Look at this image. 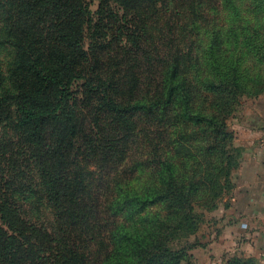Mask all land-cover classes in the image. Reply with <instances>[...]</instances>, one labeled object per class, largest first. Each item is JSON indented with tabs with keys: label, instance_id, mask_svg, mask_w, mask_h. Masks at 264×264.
Masks as SVG:
<instances>
[{
	"label": "trees",
	"instance_id": "1",
	"mask_svg": "<svg viewBox=\"0 0 264 264\" xmlns=\"http://www.w3.org/2000/svg\"><path fill=\"white\" fill-rule=\"evenodd\" d=\"M138 1L141 2L137 5ZM138 1L98 0L97 23L101 26L110 18L116 20L119 45L125 51L123 57L127 55L128 61L148 69L155 51L161 54L164 47V36L151 35L152 21L169 8L166 0ZM177 1L186 3L185 9H192L188 6L196 0ZM144 3L149 7L143 6ZM113 4L123 10L134 7L135 11H123L120 15ZM253 4L264 14V0H254ZM221 8L233 14L227 32L232 47L239 49L236 42L240 32L235 24L240 17L231 0H207V21L217 13L209 14ZM190 14L202 17L195 10H190ZM92 19L89 0H0V49L7 46L11 51L5 70L0 60V125L8 124L13 132H18L28 155L26 165L38 177H20L21 173H15L20 170L15 164L1 176L0 264H88L71 230L85 223V210L90 208L75 194L79 180L71 178L67 161L60 153L62 149L47 143L43 133L44 124L50 123L62 126L61 130L57 128L58 133L74 136L77 111L71 105V86L76 79H83L88 89L99 94L103 110L117 120H126L135 113L147 114L141 127H128L105 138L106 159L123 154L128 142L135 141L138 135L142 136L139 141L149 142L156 138L154 134L166 140L158 138L157 147L154 145L158 151L160 144L166 145L161 150L163 157L158 156L156 161L161 179L146 195L119 188L123 195L110 201L108 208L112 207V214H121L128 227L124 223L114 224L112 249L105 264H182L188 256L187 248L173 246L176 238L194 226V205L204 204L207 198L210 206L228 187L231 171L239 166V149L232 143L233 133L226 122L229 100L225 99V104L211 113L195 111L185 82L177 78L180 61L175 57L163 60L161 81L152 90L142 89L140 80L126 86L125 77L115 72L106 74L105 69L104 75L93 76L90 70H94L97 61L93 52L108 45L90 42L89 48L85 47ZM210 25L213 27L214 23ZM245 26L242 43L264 63V33H260L264 26ZM168 27L170 31L174 28ZM212 34L214 40L207 46L209 77L205 86L213 92L220 88L232 92L240 88L236 64L221 58V35L215 30ZM184 123L200 130L197 147L190 148L191 165L180 154V151L187 154L186 142L176 137ZM196 162L202 164L195 166ZM183 165L181 170H187L185 174L180 173ZM44 212L51 216L49 231L44 221L39 222ZM34 234H42V239Z\"/></svg>",
	"mask_w": 264,
	"mask_h": 264
},
{
	"label": "rangeland",
	"instance_id": "2",
	"mask_svg": "<svg viewBox=\"0 0 264 264\" xmlns=\"http://www.w3.org/2000/svg\"><path fill=\"white\" fill-rule=\"evenodd\" d=\"M231 1L237 7L240 17L235 24L237 31L240 32L236 42L239 49L235 50V47H232L233 41L227 32L228 25L233 22V14L222 8L217 9L214 14H209L211 16L217 13L215 18H208L207 21V0H196L193 5L191 3L188 7L192 9H185L187 4L184 2L166 0L169 9L166 13H160L161 16H155L150 28L152 36L158 38L164 36V47L160 49L161 54L155 51L153 64L147 69L142 64L137 65L128 61L127 55L123 57L125 51L119 45L117 36L118 22L110 18L98 26V0H89L94 19L85 36L84 45L88 48L91 43L101 45L103 42L108 45L93 52L97 61L100 59L99 66L96 61L94 70H90L93 76L97 73L104 75L102 69H105L106 74L115 72L116 75L125 77L126 86L140 80L142 89L152 90L155 84L161 81L163 60L175 57L180 61L177 78L185 82L190 104L195 111L211 113L218 106L224 105L225 99L229 100L226 106L228 113L226 122L233 133L232 143L239 149V166L231 171L228 187L210 206H207V198L204 204L194 205V226L186 231L185 235L176 238L173 246L187 248L188 256L182 264H264V179H235L237 172L242 169L240 166L245 157L246 145L243 143L246 142V137L249 138L244 135L247 133L245 129L259 127V119L262 115L264 117V63L259 61L254 53L246 50L242 43L246 31H243V28L245 25L264 26V14L253 7L254 0ZM140 2L138 1L137 5ZM142 5L149 7L148 3ZM113 8L119 11L120 15L123 11H135L134 7L123 10V7L118 9L114 4ZM143 9L140 8L141 11ZM190 10L202 13V17H192ZM208 22H213L214 26ZM170 25L174 27L171 31L168 27ZM213 30L218 31L222 38L223 45L219 49L221 58L225 61L232 60L236 64L240 88L232 92L227 88L213 92L207 90L204 83L209 77L207 46L214 40ZM260 33H264V27ZM153 43L157 44L156 40ZM9 53H11L9 47H1L0 60L3 69L10 61ZM88 63L91 67L93 57ZM141 75H146L147 79L141 78ZM71 91V105L77 111L74 136H66V132L58 133L62 126L55 127L50 123L44 124L43 133L47 143L54 144L59 150L62 149L60 153L67 161L71 178L79 180L75 194L82 197L90 208L89 211L85 210L87 215L84 217L85 223L72 229L71 236L81 247L88 264H105L112 249L110 237L114 224L124 223L128 227V223L122 221L121 214L118 216L112 214V207L108 208L110 201L113 197L123 195L119 188L130 193L146 195L157 179H161L156 161L158 156L163 157L161 150H164L166 145L160 144V151L155 150L154 145L157 147L158 138L164 142L166 140L154 134L156 138L149 142L139 141L142 136L138 135L135 141L130 144L128 142L123 154L106 159L105 138L128 127H141L146 123L147 114L135 113L126 120L115 119L110 112L103 110L99 94L88 89L83 79L74 80ZM157 118H160V114ZM193 127L184 123L176 133V137L182 138L188 147L187 154L180 151L188 165L193 162L190 148L197 147L195 143L201 139L200 130ZM19 139L18 132H13L8 124L0 125V179L3 174L8 173L7 171H11L13 164L19 167V172L15 173H21L20 177L38 179L32 167L26 165L28 155ZM203 161L205 162V159ZM200 163L202 164L196 162L195 166H199ZM183 168L184 165L180 167V173H187V170H181ZM196 169L200 171L199 167ZM248 181L256 183L255 193L259 199L256 198L255 201H250L243 194L237 193L238 182L246 184ZM50 220L51 216L44 212L39 222L44 221L49 231ZM34 235L42 239V234Z\"/></svg>",
	"mask_w": 264,
	"mask_h": 264
},
{
	"label": "crops",
	"instance_id": "3",
	"mask_svg": "<svg viewBox=\"0 0 264 264\" xmlns=\"http://www.w3.org/2000/svg\"><path fill=\"white\" fill-rule=\"evenodd\" d=\"M259 127L245 129V157L241 162V171L237 172L235 179H264V117H260ZM249 181L246 184L238 182L237 193L243 194L248 200L259 199L255 193V184ZM262 198V197H261Z\"/></svg>",
	"mask_w": 264,
	"mask_h": 264
}]
</instances>
